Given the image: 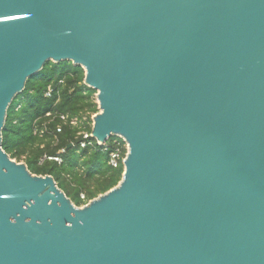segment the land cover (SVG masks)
Returning a JSON list of instances; mask_svg holds the SVG:
<instances>
[{
    "label": "water",
    "instance_id": "1",
    "mask_svg": "<svg viewBox=\"0 0 264 264\" xmlns=\"http://www.w3.org/2000/svg\"><path fill=\"white\" fill-rule=\"evenodd\" d=\"M128 144L83 207L3 150L49 62ZM0 264H264V0H0Z\"/></svg>",
    "mask_w": 264,
    "mask_h": 264
},
{
    "label": "trees",
    "instance_id": "2",
    "mask_svg": "<svg viewBox=\"0 0 264 264\" xmlns=\"http://www.w3.org/2000/svg\"><path fill=\"white\" fill-rule=\"evenodd\" d=\"M84 80V69L72 62L47 63L10 105L2 142L10 158L26 164L32 174L52 176L77 207L115 188L124 172L123 166L113 169L109 164L118 137L109 139L106 150L81 149L78 145L79 132L91 131V117L99 113L97 92L86 86ZM50 88L53 93L47 97ZM60 116L86 121L75 127L63 122ZM59 153L62 164L48 160L41 163L45 156Z\"/></svg>",
    "mask_w": 264,
    "mask_h": 264
},
{
    "label": "built area",
    "instance_id": "3",
    "mask_svg": "<svg viewBox=\"0 0 264 264\" xmlns=\"http://www.w3.org/2000/svg\"><path fill=\"white\" fill-rule=\"evenodd\" d=\"M53 91L50 88L49 91L47 92L46 96L47 97H51ZM96 116V114L92 115L91 117V126L93 128V119ZM60 119L65 122V123H70L72 126H80L83 121H86L85 119H80L78 117L75 118H69L68 116H60ZM58 132H61V129L58 130ZM79 136V142L78 145L81 149H96L98 147L103 148V150H106L107 147V142L109 141V139L107 140V142L105 143H100L98 142L92 135V130L88 131V130H81L78 134ZM119 140H115L114 144H115V149L110 153V160H109V164L113 169H119L121 166L124 167V161L126 159L127 153H128V144L121 138L118 137ZM74 146V145H72ZM64 151H62L61 153H63ZM61 153H59L56 156H45L42 160L41 163H43L45 160L48 161H53L56 162L58 164H62L63 160L61 157ZM82 199L85 200V196L82 195Z\"/></svg>",
    "mask_w": 264,
    "mask_h": 264
}]
</instances>
